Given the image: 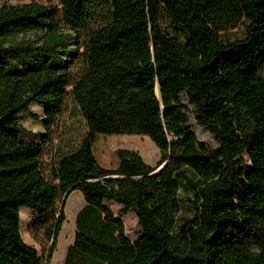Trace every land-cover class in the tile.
Instances as JSON below:
<instances>
[{
  "label": "trees",
  "instance_id": "16d2710c",
  "mask_svg": "<svg viewBox=\"0 0 264 264\" xmlns=\"http://www.w3.org/2000/svg\"><path fill=\"white\" fill-rule=\"evenodd\" d=\"M68 100L84 131L54 146ZM32 104L44 109L35 142L21 124ZM96 136L146 137L161 161L118 150L117 169H103ZM69 191L83 207L63 264H264L249 244L252 222L264 223V0L0 7V264H42L21 238V208L44 222L50 264ZM106 202L122 208L117 217Z\"/></svg>",
  "mask_w": 264,
  "mask_h": 264
},
{
  "label": "rangeland",
  "instance_id": "374dc122",
  "mask_svg": "<svg viewBox=\"0 0 264 264\" xmlns=\"http://www.w3.org/2000/svg\"><path fill=\"white\" fill-rule=\"evenodd\" d=\"M31 1L37 2H50L56 4L57 0H0V7L9 5H21L28 4ZM225 37L234 38L239 35L237 30L228 31ZM32 34L27 35L26 39H33ZM20 39V38H19ZM72 73L76 74L79 70L77 60L72 64ZM43 107L32 104L29 111L23 116L21 122L23 128L29 131L34 136L27 137L30 142H35L36 136L44 134L43 123ZM193 132L200 143H204L211 148H215L216 145L210 136L209 132L195 124L193 119H190ZM84 131L83 120L79 112L75 109L72 103L67 101L66 109L60 120V126L55 134L53 145L59 144L61 136H72L75 140ZM36 135V136H35ZM26 136H22L24 138ZM65 137V139H67ZM118 150H128L137 153L144 163L151 168H156L161 161V155L157 148L146 137L139 136H96L92 142L93 155L98 165L106 170L115 171L118 167V160L116 152ZM51 161V149L47 147L45 150L43 162L49 164ZM63 198L60 199L56 206V211L61 210ZM105 207L109 208L112 213L117 217L121 211V207L111 202H106ZM83 207V199L79 192H73L67 201L66 207L63 208V214L65 221L61 226L60 233L56 242V249L52 254L50 264H63L65 257L66 247L71 241L73 242L75 236V216L79 208ZM31 211L27 208H21L19 211L20 223H21V238L23 242L34 248L39 258L42 260V264H45L48 250L51 245L44 240L43 236V221H36L31 215ZM58 214L56 215L57 218ZM123 223L125 234L131 242L136 241L139 237V228L137 226V219L133 214H127L120 218ZM252 228L256 231L257 236L252 238L249 242L250 246L258 253H264V223L252 222ZM71 242V243H72Z\"/></svg>",
  "mask_w": 264,
  "mask_h": 264
},
{
  "label": "water",
  "instance_id": "95a60500",
  "mask_svg": "<svg viewBox=\"0 0 264 264\" xmlns=\"http://www.w3.org/2000/svg\"><path fill=\"white\" fill-rule=\"evenodd\" d=\"M156 93H157V95H158V91H156ZM163 166H164V165L160 166L156 171H154L153 174H155V173H157L159 170H161V169L163 168ZM70 193H71V192L69 191V192H67V193L64 195V197H63V201H62V205H61V209L64 208V205H65L66 200H67L68 196L70 195Z\"/></svg>",
  "mask_w": 264,
  "mask_h": 264
},
{
  "label": "crops",
  "instance_id": "0c3cea01",
  "mask_svg": "<svg viewBox=\"0 0 264 264\" xmlns=\"http://www.w3.org/2000/svg\"><path fill=\"white\" fill-rule=\"evenodd\" d=\"M69 197H70V195L68 196L67 201H68ZM67 201H66V203H65V207H66ZM80 209H81V208H79V209L77 210V212H78ZM77 212H76V214H77ZM73 241H74V240H73ZM71 242H72V241H71ZM71 242H70L69 244H67L66 249H67L70 245L73 244V242H72V243H71ZM63 261H64V259H63Z\"/></svg>",
  "mask_w": 264,
  "mask_h": 264
}]
</instances>
